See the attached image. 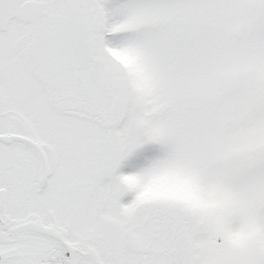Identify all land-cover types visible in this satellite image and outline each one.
Masks as SVG:
<instances>
[{
	"label": "snow or ice",
	"instance_id": "obj_1",
	"mask_svg": "<svg viewBox=\"0 0 264 264\" xmlns=\"http://www.w3.org/2000/svg\"><path fill=\"white\" fill-rule=\"evenodd\" d=\"M0 264H264V0H0Z\"/></svg>",
	"mask_w": 264,
	"mask_h": 264
}]
</instances>
